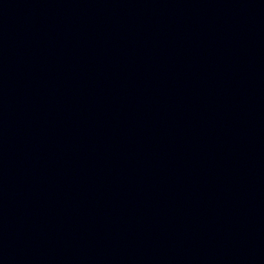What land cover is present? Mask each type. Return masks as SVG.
Returning a JSON list of instances; mask_svg holds the SVG:
<instances>
[{
    "label": "water",
    "instance_id": "95a60500",
    "mask_svg": "<svg viewBox=\"0 0 264 264\" xmlns=\"http://www.w3.org/2000/svg\"><path fill=\"white\" fill-rule=\"evenodd\" d=\"M0 264H264V0H0Z\"/></svg>",
    "mask_w": 264,
    "mask_h": 264
}]
</instances>
